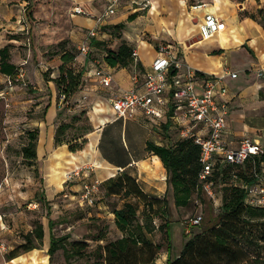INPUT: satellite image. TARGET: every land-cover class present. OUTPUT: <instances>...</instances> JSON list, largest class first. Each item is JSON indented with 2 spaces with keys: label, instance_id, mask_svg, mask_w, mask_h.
I'll use <instances>...</instances> for the list:
<instances>
[{
  "label": "crops",
  "instance_id": "obj_1",
  "mask_svg": "<svg viewBox=\"0 0 264 264\" xmlns=\"http://www.w3.org/2000/svg\"><path fill=\"white\" fill-rule=\"evenodd\" d=\"M101 1L100 7L91 5L90 0L75 3L74 6L82 7L84 14H74L72 10L74 6L70 8L69 17L78 29L87 32L88 29L96 26V17L105 8V0ZM19 6L22 7V4L17 0H0V49L7 47L8 61L17 66L18 77H26L31 81L33 74L37 90H46L49 93L38 98L43 99L48 96L49 100L45 105L44 121L38 127L35 152L36 158L45 152H52L51 159L54 160L55 153L64 154L62 151H54L53 141L55 131L53 121L58 109L64 107L59 103L57 87L53 81L58 75V67L52 70L51 79L44 80L42 76L39 78L28 60L31 49H18L20 40L13 34L25 28L20 24L22 18L19 17L21 9ZM115 8L113 14L120 11L118 15L111 19L103 18L99 26L122 23L121 38L125 39L137 53L136 67L141 82L144 73L150 69L159 43H167L175 48L183 63L198 73L195 84L197 91L201 90L202 74L205 76L218 75L224 71L236 72L234 78L228 75L223 77L213 92L215 100L225 102L228 109L222 140L227 147L235 148L241 138L247 137L260 146V140L264 139V132H259L264 126V0H120ZM87 11L91 16H88ZM207 13L218 16L224 22V28L212 37L202 39L199 36V24L203 22ZM130 14L134 15L132 19L128 18ZM139 20L143 21L141 27L132 26L133 22ZM145 29L153 33L151 36L153 41L142 38L141 33ZM108 31H111L110 28ZM86 32L84 34L80 32L76 36V47L83 41ZM98 36H101V33ZM102 38L106 43L112 41L109 45L115 47L117 41L119 42V38L107 32L102 34ZM160 39L163 42L157 43ZM145 46L150 47L149 52L144 49ZM17 61L18 64H15ZM75 61L77 66L83 69L86 91L87 88L90 90L99 88L108 93L105 103L103 101L101 103L108 108L110 119L97 127L94 134L85 136L89 149L93 141V148L96 147L99 156L97 157L94 152L91 153V157L98 163L97 176L106 179L119 171L126 170L137 179L144 192L158 197L165 196L167 203L174 205L165 168L157 155L145 149L147 141L167 146L172 142V138L177 137L175 127L178 122L172 115L173 107L162 106L160 118L144 116L140 110L135 111L133 118H115L110 101L132 86L130 78L132 65L117 69L109 67L105 61L100 62L97 58L82 55L77 56ZM98 64L100 66L102 64V68L112 76L111 84L107 87L100 86L94 76ZM182 71L170 75V86L181 81ZM7 76L0 72V85L13 89V84L6 86ZM221 89L224 90L223 93ZM153 127L165 134L164 140L153 139L151 130ZM104 137L106 143L101 147ZM69 154L77 158L72 151ZM69 161L73 163L74 159ZM52 183L50 182L49 185L51 186ZM48 245L49 234L47 248L44 247L42 250L45 254L37 250L39 254L41 253L40 264H45L43 261L45 256H47L46 264H49Z\"/></svg>",
  "mask_w": 264,
  "mask_h": 264
},
{
  "label": "rangeland",
  "instance_id": "obj_2",
  "mask_svg": "<svg viewBox=\"0 0 264 264\" xmlns=\"http://www.w3.org/2000/svg\"><path fill=\"white\" fill-rule=\"evenodd\" d=\"M17 1L22 4V7L19 6L21 8L19 17L22 18L20 24L25 26L19 31L11 29L15 31L14 37L20 40L18 49L30 48L28 60L34 73L39 78L42 76L44 80L51 79L52 70L61 64L63 50H70L76 57L79 56L75 38L80 32L84 34L86 31L77 28L70 19L69 13L70 8L82 0ZM90 1L94 6L100 7L102 4L101 0ZM119 12L105 19L114 18ZM88 16H91L90 12ZM141 23L143 21H135L132 26L141 27ZM141 34L145 40H154L151 37L153 33L149 29H145ZM159 42L163 40L160 39L157 43ZM144 49L150 51L149 46H145ZM172 50L175 52L176 49ZM15 64H18V61ZM11 79L13 89L0 85V92L4 90L0 93V264H38L33 255L29 254L33 249L8 261L5 258L9 250L24 241L23 234L30 231L36 222H40L43 226L42 249H37L40 251L44 247L47 248L49 221L53 222L54 235H67L68 240L85 241L88 244L86 251L93 249L97 243L103 244L105 238L116 237L119 231L114 225L111 211L114 207H120L123 200L115 195L104 194L101 187L92 203L81 201L78 196L86 180L97 182L98 185L105 180L97 176L98 163L90 156L92 152L99 156L96 147L89 152L85 136L94 134L97 127L106 123L111 117L108 108L101 103L108 97L107 91L99 88L92 90L87 88L86 91L83 80L81 87L72 97L71 105L67 107L64 105L57 111L53 121L55 128L60 122L68 123L63 139H73V141L70 144L63 143L59 147L54 144V151H62L66 160L74 159L72 164L54 156V160L51 159L52 152L49 151L30 163L22 157L21 147L27 142L26 131L38 129L44 121L45 105L49 97L38 98L49 93L46 90H37L33 74L31 81L26 77H18L17 72ZM151 130L153 139L164 140L165 134L161 130L155 127ZM259 132H264V126ZM105 143L106 137L102 139L101 147ZM71 144H76V150L72 151L77 155L76 159L69 154ZM260 146L264 147V139L260 140ZM68 174H71V177L66 179ZM50 182H53L51 186ZM216 189L215 202L201 193L198 197L193 195L187 206L176 208L171 203L168 204L172 257L178 254L184 242L193 233L201 229L199 225L189 226L187 233L185 221L189 217L200 214L204 218L208 215L215 216L219 212L217 206L221 201V193L219 188ZM160 222L161 219L154 220L156 226ZM97 234L104 236V240L96 241L94 238ZM149 238L154 242L163 241L162 234L158 230L150 234ZM39 255L41 257V253ZM46 257H44L45 264ZM83 260V258H71L66 262L62 250L58 249L53 253L49 264H72ZM165 260L166 251L163 244L156 261L158 264H164Z\"/></svg>",
  "mask_w": 264,
  "mask_h": 264
},
{
  "label": "trees",
  "instance_id": "obj_3",
  "mask_svg": "<svg viewBox=\"0 0 264 264\" xmlns=\"http://www.w3.org/2000/svg\"><path fill=\"white\" fill-rule=\"evenodd\" d=\"M133 16L130 14L128 18L132 19ZM100 29L101 36L97 35L91 41L93 47L89 56L100 62L105 61L109 67L130 66L133 48L121 38L122 23L103 25ZM105 32L119 38L115 48L102 38ZM75 57L72 51L63 50L58 75L53 79L58 94L64 95L65 107L71 105L74 93L83 82V69L77 66ZM8 60V50L4 46L0 49V72L12 77L17 72V66ZM67 127L66 122L56 126L53 136L56 146L73 141L63 139ZM37 134V128L27 130V142L21 147L22 157L30 163L36 160ZM75 147L76 144H71L69 149L73 151ZM145 149L157 155L165 168L176 208L187 206L193 195L198 197L203 193V181L199 179V146L192 139L172 138L167 146L147 141ZM53 156L72 163L60 152ZM261 171H264V147L241 165L216 157L208 179L220 189L219 212L215 216L201 217L200 231L193 233L173 257L170 254V212L166 197L147 194L134 176L126 170L119 171L98 185V192L101 187L104 194L123 200L120 207H114L111 211L119 234L112 239L105 238L103 244L97 243L93 249L86 251L88 244L85 241L68 240L67 235H54L53 222L49 221V260L56 250L61 249L66 262L71 258L84 259L72 264H158L156 259L164 244V264H264V206H253L247 202V185L254 182V173ZM98 192L94 194L93 201ZM155 219H161L157 226ZM155 230L162 234L161 243L149 238ZM42 238L43 226L36 222L30 231L23 234L24 241L5 254L6 260L33 249L30 254L40 264L42 258L36 248L41 247ZM94 239L102 241L104 236L97 234Z\"/></svg>",
  "mask_w": 264,
  "mask_h": 264
},
{
  "label": "built area",
  "instance_id": "obj_4",
  "mask_svg": "<svg viewBox=\"0 0 264 264\" xmlns=\"http://www.w3.org/2000/svg\"><path fill=\"white\" fill-rule=\"evenodd\" d=\"M120 0H105V8L96 17V26L87 30L83 41L78 45V54L89 56L91 40L101 33L100 21L115 12ZM73 13L84 14L82 7H73ZM224 28V22L216 15L207 13L203 22L199 24V36L208 39ZM167 43H159L156 46V55L153 58L150 69L144 73L142 82L136 67L137 53H131L132 86L123 90L110 101V107L115 118H133L135 111L140 110L144 116L160 118L162 106L173 107V117L178 122L175 127L176 139L190 138L199 146V160L201 169L199 179L203 181L202 190L211 200H216V187L209 180L213 160L216 157L223 158L226 162L241 165L252 154H258L260 146L244 137L238 141L235 148L227 147L222 140V133L226 126L228 109L225 102H217L214 90L226 75L231 78L237 73L224 71L218 75H203L201 78V90L197 91L195 84L197 72L192 67L183 63L177 52ZM76 60V57H75ZM183 70V71H182ZM182 71V79L174 86H170L171 74ZM94 76L100 86L107 87L111 84V74L99 64L94 70ZM12 85V79L7 76L6 86ZM168 91V94H167ZM222 93L223 89L220 90ZM169 96V98H168ZM59 103L65 105L64 95L58 94ZM68 174L66 179H69ZM98 191L97 182H85L79 192L81 201L92 203L94 194ZM249 194L247 202L253 206H264V171L254 173V182L247 185ZM201 221V215L189 217L186 223V232L189 226H197Z\"/></svg>",
  "mask_w": 264,
  "mask_h": 264
},
{
  "label": "bare ground",
  "instance_id": "obj_5",
  "mask_svg": "<svg viewBox=\"0 0 264 264\" xmlns=\"http://www.w3.org/2000/svg\"><path fill=\"white\" fill-rule=\"evenodd\" d=\"M89 149V148H88ZM93 151V141L90 143V151L89 152H92ZM86 153V152H85ZM87 154H89V153H87ZM91 157V156H90ZM92 161V160H91ZM66 173V172H65ZM64 173V174H65ZM65 176V175H64Z\"/></svg>",
  "mask_w": 264,
  "mask_h": 264
}]
</instances>
